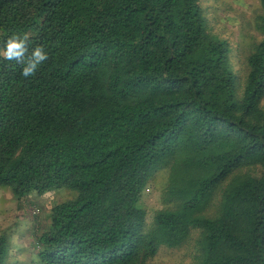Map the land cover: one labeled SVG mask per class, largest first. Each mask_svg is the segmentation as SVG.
Listing matches in <instances>:
<instances>
[{
  "label": "trees",
  "instance_id": "1",
  "mask_svg": "<svg viewBox=\"0 0 264 264\" xmlns=\"http://www.w3.org/2000/svg\"><path fill=\"white\" fill-rule=\"evenodd\" d=\"M219 6L0 0V49L49 53L28 78L0 56V202L29 219L26 264H164L192 241L195 264H264V0L237 34ZM48 194L43 220L28 200Z\"/></svg>",
  "mask_w": 264,
  "mask_h": 264
},
{
  "label": "rangeland",
  "instance_id": "2",
  "mask_svg": "<svg viewBox=\"0 0 264 264\" xmlns=\"http://www.w3.org/2000/svg\"><path fill=\"white\" fill-rule=\"evenodd\" d=\"M220 4L221 9L228 10L225 11L224 17L227 18V22H232L234 20V26L231 25V28L234 29V33L237 34V28H243V23H238L241 16L251 17L253 10L258 5L259 0H217ZM210 3H215L216 0H209ZM166 179L164 176L158 177L155 184L149 186L144 194V207L147 209L149 219H152L154 213L164 207V186ZM29 202L37 203L38 207L42 209V219L46 217V214L51 206V195L37 197L31 195ZM16 204L13 200L4 199L0 202V230L5 228L7 225L16 223L17 227L14 228L13 234V246L14 251L12 259L14 262L18 261L19 264H26L27 260L30 258L31 247L29 246L33 231L31 225H29V219L26 216H23L20 220H17L15 217H19L15 212ZM20 218V217H19ZM15 221V222H14ZM33 227V226H32ZM197 251L194 249L193 241L189 245H185L178 249L172 250H162L158 255L156 262L164 264H195L197 262Z\"/></svg>",
  "mask_w": 264,
  "mask_h": 264
},
{
  "label": "clouds",
  "instance_id": "3",
  "mask_svg": "<svg viewBox=\"0 0 264 264\" xmlns=\"http://www.w3.org/2000/svg\"><path fill=\"white\" fill-rule=\"evenodd\" d=\"M29 42L26 36L13 34L7 39L0 56L7 61H13L22 65V76L25 78L33 76L39 67L48 60L49 53L43 45H38L31 50L28 55Z\"/></svg>",
  "mask_w": 264,
  "mask_h": 264
}]
</instances>
